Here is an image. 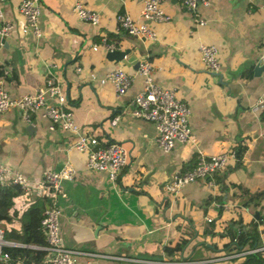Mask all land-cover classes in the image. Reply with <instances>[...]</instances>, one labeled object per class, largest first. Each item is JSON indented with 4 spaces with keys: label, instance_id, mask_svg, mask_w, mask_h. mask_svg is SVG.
Wrapping results in <instances>:
<instances>
[{
    "label": "crops",
    "instance_id": "0c3cea01",
    "mask_svg": "<svg viewBox=\"0 0 264 264\" xmlns=\"http://www.w3.org/2000/svg\"><path fill=\"white\" fill-rule=\"evenodd\" d=\"M19 1L4 0L2 13L22 25ZM75 1L97 12L99 23L76 15L71 9ZM142 2L39 0L40 39L20 29L0 36L5 39L0 41V78L9 92H35L49 70L61 74L74 122L99 137L106 133L127 149L128 162L118 178L111 181L105 172L86 169V153L72 147L74 134L59 126L51 129L42 108L30 122L16 109L0 112V163L33 179L41 178L45 168L64 164L76 170V176L63 181L66 196L59 199L64 244L136 258H100L92 264H243L251 255L245 253L248 248L264 240V69L254 73L264 52V0H209L198 4L196 12L188 11L182 0H167L163 7L171 20L156 24V40L118 28L117 13L139 18ZM102 37L128 54L110 60ZM93 43L98 50L92 49ZM200 44L218 48V71L205 67ZM141 60L151 62L155 81L175 87L188 103L194 142H178L164 151L156 145L154 124L131 114V100L144 83V76L136 73ZM50 63L57 67L50 68ZM116 66L133 76L122 95L109 84L89 79L90 72L102 75ZM115 114L118 123L105 129ZM237 143L246 147L240 164L231 160L212 174L214 184L197 179L178 194L165 190L164 184L187 170L184 166L199 154L229 152ZM33 203L46 206L45 198L21 190L11 209L15 215L0 225L6 232H21L20 214ZM240 226L256 227L258 238L252 246L233 245L241 240Z\"/></svg>",
    "mask_w": 264,
    "mask_h": 264
},
{
    "label": "built area",
    "instance_id": "2783aa9c",
    "mask_svg": "<svg viewBox=\"0 0 264 264\" xmlns=\"http://www.w3.org/2000/svg\"><path fill=\"white\" fill-rule=\"evenodd\" d=\"M0 0V36L5 37L20 29L29 32L36 39L43 36V29L39 23V0H20L17 5L18 12L23 16L24 22L18 25L13 19L5 18L2 13ZM167 0H143L139 18H134L127 11L117 13L118 28L126 34L140 37L143 40H156L158 30L156 24L168 23L171 15L165 11L163 4ZM209 0H182V5L190 12H196L198 4H208ZM80 18L93 24L99 23L97 12L81 5L79 1L71 7ZM205 20L199 19V24H205ZM101 43L106 50H113L116 46L107 43L102 37ZM99 45L93 43L92 49L98 50ZM198 52L201 61L206 68L218 71L220 67L219 50L214 44H200ZM259 61L264 62V52L259 56ZM152 64L148 60L138 62L136 73L144 76L141 90L132 98L130 112L133 116L151 121L156 129V145L169 151L176 143L194 142L192 128L188 121L189 105L178 96L173 86H163L154 80L152 76ZM57 67L56 63H50V68ZM76 71H81V66L76 65ZM161 69V68H159ZM132 75L123 67L116 66L102 75L95 72L89 73V79L100 85L109 84L118 95L124 94L132 81ZM65 80L55 71L49 70L45 76L44 84L35 92L24 93L18 96L12 95L0 78V112L16 109L23 120L30 122L33 114L40 108L43 115L50 119V128L59 126L74 134L72 147L86 153L85 168L90 171L105 172L111 181H115L121 170L127 165L128 151L120 143L110 140L106 133L99 137L97 133H88L73 120V111L67 106ZM119 121V115L115 114L104 124L105 129L115 126ZM101 135V134H100ZM233 150L216 155L205 156L199 154L195 165L185 171L177 172L164 188L170 194H178L183 186L197 179H208L209 184H214L211 178L216 171L224 169L231 160H234ZM76 176V170L70 164H64L58 169L45 168L41 178H29L22 171L0 163V185H17L21 190L30 191L37 197L45 198L46 206L40 220L41 229L44 232L46 244L42 246L46 250V256L40 262L24 261L19 264H81L80 257L85 258L82 264H92L97 259H118L131 261L135 257L124 254H110L101 251L71 248L64 244L60 232V218L62 208L59 199L66 196L63 189V181ZM210 220V218H208ZM19 246L21 243L8 240L4 236V228L0 225V264H8L9 254L7 246ZM245 253L264 256V240L253 245ZM142 260V259H141ZM206 260H200L203 262Z\"/></svg>",
    "mask_w": 264,
    "mask_h": 264
},
{
    "label": "trees",
    "instance_id": "16d2710c",
    "mask_svg": "<svg viewBox=\"0 0 264 264\" xmlns=\"http://www.w3.org/2000/svg\"><path fill=\"white\" fill-rule=\"evenodd\" d=\"M106 42L110 43L108 38H106ZM113 44L115 45L114 42ZM245 149L246 147L243 145V143H237L234 146V162L236 164H240ZM196 161L197 158L193 164L191 163L189 165L187 163V165L184 167L191 168L195 165ZM217 182L220 184L222 191H225L226 188L220 178L217 179ZM20 191L21 189L17 185H0V223L9 221L13 215H15V212L11 213V209L13 207L15 197L20 193ZM220 199L223 200L222 198ZM44 207L45 203H33L20 214L19 218L21 221V232H12V230L6 232L4 229L5 238L23 244L19 246H7L5 248L9 254L8 264H19L24 261L40 262L46 256V250L42 248V246L46 244V239L40 226V220L42 218ZM231 224L232 225H230V228L232 229L235 227L234 225L236 222L233 221ZM239 231L241 240L234 242L233 245H236V247L238 245H245L247 243L252 246L258 238V232L255 226H250L247 229L244 228V226H240ZM244 245L240 249H244ZM249 262H253L255 264H264V258L258 254H251L246 258L243 264H248Z\"/></svg>",
    "mask_w": 264,
    "mask_h": 264
},
{
    "label": "water",
    "instance_id": "95a60500",
    "mask_svg": "<svg viewBox=\"0 0 264 264\" xmlns=\"http://www.w3.org/2000/svg\"><path fill=\"white\" fill-rule=\"evenodd\" d=\"M0 41L4 43L5 39L0 37ZM128 54V50H121L120 48H115L113 50H108L107 51V58H109L110 60H116L119 61L121 59H123L126 55ZM138 65V64H137ZM262 69H264V63L260 64V61L258 63H256V65L254 66V73H258L259 71H261ZM255 213V217L257 218L258 216V212L257 210L254 212Z\"/></svg>",
    "mask_w": 264,
    "mask_h": 264
}]
</instances>
